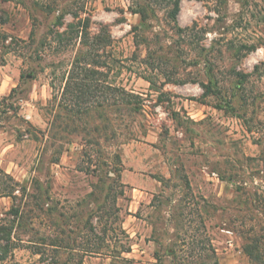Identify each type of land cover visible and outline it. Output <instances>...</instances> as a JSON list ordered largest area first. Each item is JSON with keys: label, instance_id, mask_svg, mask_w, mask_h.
Segmentation results:
<instances>
[{"label": "rangeland", "instance_id": "rangeland-1", "mask_svg": "<svg viewBox=\"0 0 264 264\" xmlns=\"http://www.w3.org/2000/svg\"><path fill=\"white\" fill-rule=\"evenodd\" d=\"M173 7L0 0V264H264V0ZM87 18L108 45L83 43Z\"/></svg>", "mask_w": 264, "mask_h": 264}, {"label": "trees", "instance_id": "trees-1", "mask_svg": "<svg viewBox=\"0 0 264 264\" xmlns=\"http://www.w3.org/2000/svg\"><path fill=\"white\" fill-rule=\"evenodd\" d=\"M181 1L182 0H173V11H172V16L177 19L178 14L181 10ZM250 1V0H249ZM138 13V11L136 12ZM142 14V13H141ZM58 24L62 25L64 24L63 21V17H59L58 18ZM71 27H76L75 24H71ZM90 19L87 18L85 20H80L79 22V27H78V36L81 35L82 36V40L83 43L86 45H93V46H106L111 42V35L109 33V31L105 28L102 29L100 34L94 35V37L91 35L90 33ZM59 36H61V34H58ZM250 48H254V47H250ZM86 54L83 55H79L73 65V68L71 70L70 73V77L67 81L66 84V88H65V92L67 95H69V99L71 102H74V106H77L78 112L82 111V101L87 100L88 98H91L92 96V91H91V85L89 83H87V80L91 79V76H95V74L99 71H97L95 68H92L90 66V62L86 61ZM86 64V65H85ZM102 61H101V66L102 65ZM84 65V67H82ZM82 67V70L79 71ZM84 72V77H80L81 73ZM103 74V72L101 71V75ZM238 75L241 77V80H246L248 77V74L246 73H241L238 72ZM111 85H107L105 83H101V94L103 97L101 99V118L104 117V112L107 109V107L112 106L113 103H109L108 102V98L105 97L107 90L106 89H111ZM115 88V87H114ZM210 88V85L209 87ZM117 90V89H115ZM132 96L137 97L135 95L132 94ZM6 98H4V100H0V107L3 105V103L5 102ZM68 100V99H67ZM116 104V102L114 103V105ZM91 106L88 105L87 109L84 111V114H89L90 113V108ZM137 109V108H136ZM104 111V112H103ZM109 128L110 125L109 124H105L104 126L101 127V135L104 137H108V133H109ZM7 175V174H6ZM1 179V177H0ZM161 182L165 183L166 180L164 178H160L159 179ZM14 192V187L13 185H6L5 187L0 186V195H10ZM19 213V210L17 212V214ZM12 232H13V228L12 227H8L5 225H0V263L4 262L8 256L9 253L14 249V243L15 241L13 240V236H12ZM249 252V254H251L252 256H255V258L259 257V254L257 255L255 253V249L249 247L247 249Z\"/></svg>", "mask_w": 264, "mask_h": 264}, {"label": "crops", "instance_id": "crops-1", "mask_svg": "<svg viewBox=\"0 0 264 264\" xmlns=\"http://www.w3.org/2000/svg\"><path fill=\"white\" fill-rule=\"evenodd\" d=\"M136 190H137V189H136ZM139 191H140L142 194H144V191H142V190H139ZM140 196H142V195H140ZM134 197L137 198V197H139V195L135 194ZM139 198H140V197H139ZM134 202H136V201H134Z\"/></svg>", "mask_w": 264, "mask_h": 264}]
</instances>
